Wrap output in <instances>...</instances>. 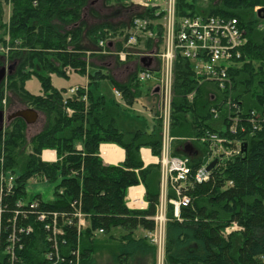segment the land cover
Returning a JSON list of instances; mask_svg holds the SVG:
<instances>
[{
	"label": "trees",
	"instance_id": "16d2710c",
	"mask_svg": "<svg viewBox=\"0 0 264 264\" xmlns=\"http://www.w3.org/2000/svg\"><path fill=\"white\" fill-rule=\"evenodd\" d=\"M2 1L4 6L9 3V0ZM106 1L108 5L119 7L108 16L92 12L96 23H89L83 15L89 0H10V18L0 20L3 32L0 44H8L12 48L10 58L19 61L6 85L28 107L45 117L42 129L32 138H28V127L22 119L13 120L5 132L0 133V157L3 152L6 156L5 163H0V173L5 170L15 174L17 179L14 193L4 197L1 204L3 237L6 230L9 233L14 229L19 202L38 204L37 209L21 210L17 219V230L21 227L26 230L29 226L33 229L28 236L18 235L25 245L20 252L23 264H44V255L53 245L47 242L52 233L37 220V212L72 218L76 211L87 216V227L78 232L74 224L67 225L64 236L59 239L63 252L69 249L75 255L72 260H76L79 253L81 264H99L98 261L105 258L111 264H156L157 249L145 233L154 229L151 218L160 203L161 168L159 165L145 167L140 150L147 147L154 156L161 153L158 100L151 90L143 95L136 72L127 81L116 82L90 58L102 55L101 41L105 42L107 51L125 50L129 37L135 32L136 19L145 25L137 33V44L132 50L159 55L163 48L165 13L157 7L135 9L131 0ZM176 3L178 19L189 16L237 18L245 27L247 43L242 57L230 68L234 80L232 99L241 115L263 111L264 12L259 15L257 9H264V0H207L206 3L177 0ZM126 9L131 12L129 19L115 21ZM67 68L88 77L87 92L80 91L65 98V91L54 87L51 75L68 78ZM176 70L177 92L194 91L197 84L191 62L179 58ZM33 76L40 81L42 95H32L26 90V82ZM104 80L113 83L124 105L142 104L156 119V131L121 133L117 126L121 105L108 100L100 91ZM5 91L3 85L0 109ZM223 97L224 92L207 83L197 90L192 102L185 97L175 98L172 136L201 138L207 132L226 134L220 129L222 121L211 115V108L218 107L225 120L227 109L222 106ZM68 109L73 113L69 114ZM239 138L243 141L241 154L214 168L208 182L196 184L189 191L192 203L182 209V221L175 219L169 208L165 264H264V139L257 134L239 135ZM105 143L125 150L126 159L122 164L111 166L102 161L99 147ZM195 144L201 152L199 158L184 156L176 150L173 155L189 158L190 165L197 168L203 162L207 147ZM44 150L56 151L58 160L44 162L41 158ZM35 176L54 185L51 201L38 195L29 203L25 202L28 182ZM141 184L146 189L148 208L129 209L128 189ZM234 223L241 230L225 238L224 230ZM99 230L104 233L98 237ZM2 258L1 264H8L4 255Z\"/></svg>",
	"mask_w": 264,
	"mask_h": 264
},
{
	"label": "built area",
	"instance_id": "2783aa9c",
	"mask_svg": "<svg viewBox=\"0 0 264 264\" xmlns=\"http://www.w3.org/2000/svg\"><path fill=\"white\" fill-rule=\"evenodd\" d=\"M162 0H132L139 7H161L158 3ZM177 0H165V17L163 20L164 40L163 48L159 54L161 60L157 73L150 70H141L137 73L136 80L139 83L153 82L159 89L158 95V119L161 123L162 148L158 157L161 168V195L160 203L157 206L155 215L151 218L154 221V229L148 233L150 242L157 249V264H165V250L167 241V223L169 208H172L175 219L182 221V209L191 205L192 199L189 191L196 184H203L212 178V171H208L209 164L216 160L217 167L225 162L238 157L241 154L243 141L239 135H262L264 139V110L252 111L249 115H241V110L232 99L234 80L230 75V68L242 57V49L247 43L246 29L237 18L189 16L178 19L176 16ZM145 25L140 19L134 21L135 32L132 34L126 45V50L115 53L121 62H126L128 57L135 55L127 50L137 44V33ZM100 47L105 48V42H100ZM9 46L2 47L1 51L9 54ZM138 56H150V54H137ZM179 58L189 60L192 64V74L196 81L197 88L186 94L177 92V62ZM68 70V74H70ZM214 84L219 91L224 92L222 106L227 109L225 120L218 107L211 108V115L217 121H222L221 130L226 134L207 132L201 138L186 139L192 143H200L207 147L202 164L193 168L187 158H181L172 154V144L175 138L171 135L173 124L174 100L177 97H185L189 102L194 100L197 90L205 84ZM80 91H87L86 87H72L67 95L74 96ZM117 97H121L118 90L114 91ZM86 100V96L83 98ZM220 103V102H219ZM72 114L71 109L67 110ZM4 141V138H3ZM4 152L0 157V163H5ZM16 175L5 170L0 173V264L5 261L8 264H23L20 256L24 248L23 239L18 235H30L33 232L31 226L26 230L22 227L17 230V219L21 210L30 208L37 209L38 204L33 202L27 205L18 203L19 212L15 213L12 232L6 230L3 237L1 221L3 211L1 204L4 197H10L16 184ZM37 220L44 224V229L51 231L52 237H48V243L53 242L51 249L44 255V264H81L79 253L76 260L69 250H62L60 238L64 236V227L74 224L78 232L87 226V216L76 211L75 215H46L44 212H37ZM25 218V215H21ZM29 216V215H28ZM75 220V221H74ZM236 225V224H235ZM237 226V225H236ZM236 228V227H235ZM232 228V229H235ZM103 233V230H99ZM230 229H227V233ZM226 236V233H224ZM2 237L4 239H2Z\"/></svg>",
	"mask_w": 264,
	"mask_h": 264
},
{
	"label": "crops",
	"instance_id": "0c3cea01",
	"mask_svg": "<svg viewBox=\"0 0 264 264\" xmlns=\"http://www.w3.org/2000/svg\"><path fill=\"white\" fill-rule=\"evenodd\" d=\"M94 23H96V21ZM90 60L93 62V64L95 66L104 69V71L108 72L116 82H120V83L127 81L128 78L126 77V75L124 76V78L119 76V71L126 73L128 71V66H130V67L133 66V67H135V69H137V66L139 65L138 57H136L135 55L131 56L129 58V61L126 64L118 62L117 58L113 55H104V54L93 55L90 58ZM150 65L154 70H158L160 68V62L155 58H153L151 60ZM124 69H125V71H124ZM135 69L132 72H134ZM76 75L79 76L81 78V80L69 85L67 88L61 87L58 89L55 86L54 87L58 90H64V91H68L70 88L77 86V85L87 87L89 84L88 77L80 76L78 74H76ZM72 76H73V74L68 76V78H64V79L65 80H71ZM51 79H52V76H51ZM107 81H109V80H107ZM27 82H26V90L28 88ZM109 85L111 86L113 93H114L115 88H114L113 83L111 81H109ZM151 85L152 84H150V86ZM40 95H42V93ZM118 99H119L118 103H120V105H121V112H120V115H119L118 120H117V126H118L121 133H135V132L139 131V132H143L146 134H152L153 132L156 131L157 122H156V119L153 117V115H151V116L149 115L147 118L132 117L129 119L123 113V111L125 110V105L122 103V100L120 98H118ZM41 117L42 116L40 114L39 119H41ZM41 129H42V127L38 130V132ZM182 146L183 145H180V144L176 145L174 143L173 144V151L176 150V152H180L182 155L186 156L185 150L182 148ZM80 148L81 147H79V149ZM99 154H100L102 161L106 165H111V166L120 165L126 159L125 150L123 148H121L120 146H118L116 144H111V143L101 144L99 147ZM140 154H141V159H142L145 167L150 166V165H158V163H159L158 157L153 155L150 148H147V147L141 148ZM194 156L195 157L200 156V154L198 153V148H197V150H196V148L193 150V154L190 157H194ZM41 158L44 162H49V163H54L58 160L57 153L54 150H44L42 152ZM145 194H146V189L142 184L130 187L128 189L127 197H126L127 207L129 209H132V210H146L148 208V202L146 201ZM146 234H147V232L145 233V235ZM100 235L101 234H98L97 236L99 237ZM104 262H105V264H111L110 261L107 260L106 258H105V260L100 259L98 261L99 264H102V263L104 264Z\"/></svg>",
	"mask_w": 264,
	"mask_h": 264
},
{
	"label": "rangeland",
	"instance_id": "374dc122",
	"mask_svg": "<svg viewBox=\"0 0 264 264\" xmlns=\"http://www.w3.org/2000/svg\"><path fill=\"white\" fill-rule=\"evenodd\" d=\"M1 1V13H4V16L2 17L3 21H8V19L10 18V12L11 9H6V7L3 4V1ZM108 2L106 0H89L88 5L86 6L85 10L83 11V15L86 16L87 21H89L90 23H94L96 20L94 18L91 17V13L96 11L101 13V15H109L112 12H114L116 9H118L119 6H113V5H108ZM164 2L165 0H162L160 3H158L159 5H161L160 10H164L165 6H164ZM203 2H207V0H203ZM9 4H10V0H9ZM106 4V7H105ZM3 6V7H2ZM123 10V13L120 16H117L115 18V21H126L127 19H129L130 17V13L131 12H127V14H125V12L127 11ZM1 26V25H0ZM3 36V32L0 29V38ZM8 39V37H7ZM4 45L0 44V47H3ZM16 64L17 67L19 65V61L17 58L12 60V65ZM135 69V67L133 66H128V71L126 73L119 71V76L123 77L126 75L127 78H129V76L133 73L132 71ZM125 71V69H124ZM73 73V72H72ZM52 76V84L56 87V88H61V87H68L69 85L81 80V78L79 76H77L76 74H73L71 80H65L64 78L58 77L56 75H51ZM8 80V79H7ZM7 80L4 82L3 85H5V89L7 91L6 96H11V97H15L16 96L18 98H20L22 100V98L20 96H18L17 94H15V92L10 89V87H8L7 84ZM150 84H152V82H148V83H144L141 86V90L143 92V95H146L148 93V88L150 86ZM27 90L32 94V95H36L39 96L42 93V88H41V84L40 81L37 77L33 76L28 82H27ZM100 91L107 97L108 100L110 101H116L118 102V98H116V96L113 93V90L111 88V86L109 85V81L104 80L101 82L100 85ZM157 98V97H156ZM23 101V100H22ZM24 104H26L23 101ZM4 105V104H3ZM125 105V110L123 111V113L130 119L132 117H141V118H147L149 115L151 116L152 114L146 110L142 104H136L134 106H127ZM41 119H40V126L36 131H29V126H28V130H27V134H28V138H32V136H34L35 134H37L38 130L43 127V123H45V118L43 115H41ZM154 117V116H153ZM179 144L181 145L182 142L179 141ZM53 194H54V185L51 183H48L44 178H42L41 176H35L32 179L29 180L28 182V195L27 198L25 199L26 203H29L31 200L34 199V197L36 196H41L45 201H51L53 199ZM236 223L232 224L231 226L227 227L224 232L226 233V236L224 235L225 238H228V236L230 234H232L233 232H237L239 230H241V228L237 225H235ZM236 227V228H235ZM235 228V229H232ZM227 229H230V232L227 233ZM69 249H67L68 251ZM70 251V250H69ZM103 264V263H102ZM105 264V262H104ZM136 264H139L138 262Z\"/></svg>",
	"mask_w": 264,
	"mask_h": 264
},
{
	"label": "water",
	"instance_id": "95a60500",
	"mask_svg": "<svg viewBox=\"0 0 264 264\" xmlns=\"http://www.w3.org/2000/svg\"><path fill=\"white\" fill-rule=\"evenodd\" d=\"M263 12H264V9L261 8L258 10L257 13L260 15ZM150 62L151 60L146 59V58H143L140 60V64L144 68H148L150 65ZM16 66L17 65L14 64L13 66H10L9 68L7 67L0 68V86L5 82L7 77L13 74V72L16 70ZM156 91L158 92V89H156ZM39 116L40 115L36 110L32 108H25L23 110L17 111L12 117H7L6 111L2 109L0 110V132L3 130L5 123L9 125L11 121L14 119H22L26 123L27 126H30L39 119ZM184 150H185L186 155L192 156L194 149L190 143H187L184 147ZM216 164H217V161H214L213 163H211L208 167V170L213 169Z\"/></svg>",
	"mask_w": 264,
	"mask_h": 264
},
{
	"label": "flooded vegetation",
	"instance_id": "af4514ba",
	"mask_svg": "<svg viewBox=\"0 0 264 264\" xmlns=\"http://www.w3.org/2000/svg\"><path fill=\"white\" fill-rule=\"evenodd\" d=\"M127 12L128 11H126L125 14H127ZM3 16L4 13L3 12L1 13V7H0V20L2 19ZM12 60L13 59L5 57V55H3L0 52V68L1 67L9 68L10 66H13ZM3 104L4 105L2 109H5L7 113V117H12L17 111L23 110L26 107L23 101L17 96L16 98L11 96L8 97L6 96V101L3 102ZM39 126H40V119H38L34 124L29 126V131H36L39 128Z\"/></svg>",
	"mask_w": 264,
	"mask_h": 264
}]
</instances>
